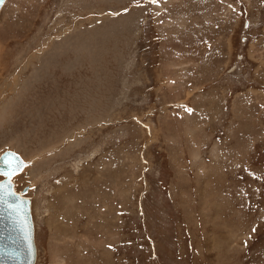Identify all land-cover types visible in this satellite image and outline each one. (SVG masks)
I'll return each instance as SVG.
<instances>
[{
	"label": "rangeland",
	"instance_id": "obj_1",
	"mask_svg": "<svg viewBox=\"0 0 264 264\" xmlns=\"http://www.w3.org/2000/svg\"><path fill=\"white\" fill-rule=\"evenodd\" d=\"M6 151L36 264H264V0H7Z\"/></svg>",
	"mask_w": 264,
	"mask_h": 264
},
{
	"label": "water",
	"instance_id": "obj_2",
	"mask_svg": "<svg viewBox=\"0 0 264 264\" xmlns=\"http://www.w3.org/2000/svg\"><path fill=\"white\" fill-rule=\"evenodd\" d=\"M6 0H0V8ZM12 154L20 163V170L13 179L21 174L25 167L22 157L13 151H6L0 158ZM7 171V167L0 159V172ZM12 179L11 191L15 196L8 197L5 192H0V264H35L37 260V247L35 241V224L32 214V202L24 196L26 192H17ZM7 184V178L0 181ZM22 202V212L19 217L11 215L7 210V204ZM29 246L31 251H29Z\"/></svg>",
	"mask_w": 264,
	"mask_h": 264
},
{
	"label": "snow or ice",
	"instance_id": "obj_3",
	"mask_svg": "<svg viewBox=\"0 0 264 264\" xmlns=\"http://www.w3.org/2000/svg\"><path fill=\"white\" fill-rule=\"evenodd\" d=\"M149 3L155 4L157 3V0H149ZM3 160V163L7 167V171L0 172V176L7 178V184H0V192H5L8 197L15 196V193L11 191V184L13 177L18 173L20 170V163L17 162L12 154H9L7 157L0 158ZM7 210L11 215H15L17 217L20 216L22 212V202L17 203L15 201L7 204ZM255 231V229H253ZM29 251H31V248L29 246Z\"/></svg>",
	"mask_w": 264,
	"mask_h": 264
}]
</instances>
